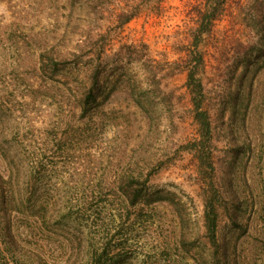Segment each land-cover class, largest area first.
Returning a JSON list of instances; mask_svg holds the SVG:
<instances>
[{"label": "rangeland", "instance_id": "rangeland-1", "mask_svg": "<svg viewBox=\"0 0 264 264\" xmlns=\"http://www.w3.org/2000/svg\"><path fill=\"white\" fill-rule=\"evenodd\" d=\"M201 5L143 0L119 24L112 6L0 0V264H264V0H229L201 40L204 155L184 71ZM79 28L107 49L91 112L100 58L43 56Z\"/></svg>", "mask_w": 264, "mask_h": 264}, {"label": "trees", "instance_id": "trees-1", "mask_svg": "<svg viewBox=\"0 0 264 264\" xmlns=\"http://www.w3.org/2000/svg\"><path fill=\"white\" fill-rule=\"evenodd\" d=\"M125 1V5L118 7L119 3ZM143 0H71L74 7H83L87 17L91 19L102 14L108 6L114 7L119 13L116 14L119 24L128 23L139 13V6ZM229 0H202V5L197 11V20L193 28L190 42L189 61L184 67L186 72V87L190 95V104L192 105L193 118L198 125L199 138L196 141L202 148L197 151L205 154L204 149L207 141L211 138V122L209 114L204 107V84L202 73L204 69V56L200 50V43L205 34H208L215 22L222 16ZM118 3V5L116 4ZM93 16V17H92ZM69 35H61L58 39L61 50H56V46L50 49H44L43 56L51 61L54 66L59 64V59L64 55L75 58L74 63L79 59L78 52L83 50L91 52V55L98 56L99 61L96 68L90 76V85L85 95L84 106L85 110L91 112L100 106V97L103 93L102 82V57L106 54V45L99 44L97 41L98 34H94L92 30L77 29L73 31L71 37ZM72 46H70L71 44ZM86 56V55H85ZM198 150V148H197ZM139 183V181H136ZM146 181L139 189L133 190L130 193L132 203L139 202L147 193L145 192ZM219 222V214L217 209L216 197H213V202L209 201L205 209V225L209 234L210 242L217 246V228Z\"/></svg>", "mask_w": 264, "mask_h": 264}]
</instances>
